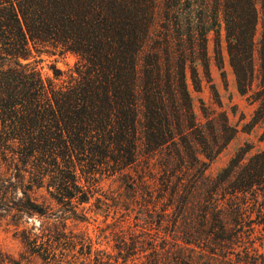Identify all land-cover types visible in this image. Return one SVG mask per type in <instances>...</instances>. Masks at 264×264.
I'll list each match as a JSON object with an SVG mask.
<instances>
[{
	"label": "trees",
	"instance_id": "obj_1",
	"mask_svg": "<svg viewBox=\"0 0 264 264\" xmlns=\"http://www.w3.org/2000/svg\"><path fill=\"white\" fill-rule=\"evenodd\" d=\"M259 12L264 0H0V149L8 162L5 172L0 167V221L7 213L16 225L47 215L27 174L50 173L67 205L78 189L77 164L124 171L143 163L158 171L182 220L198 225L201 234L192 227L196 242L187 243L206 235L221 248L201 251L196 263L174 257L176 264H264V151L244 162L240 150L210 178L209 166L238 131L224 114L201 123L189 91L190 79L201 87L200 66L210 80L209 34L220 39L223 19L238 89L247 95L258 80L264 115ZM38 46L76 54L78 77L45 82L23 62ZM54 226L42 229L47 249L67 239ZM152 253L148 264H172Z\"/></svg>",
	"mask_w": 264,
	"mask_h": 264
},
{
	"label": "rangeland",
	"instance_id": "obj_2",
	"mask_svg": "<svg viewBox=\"0 0 264 264\" xmlns=\"http://www.w3.org/2000/svg\"><path fill=\"white\" fill-rule=\"evenodd\" d=\"M220 22V39L217 40L215 31L209 34L210 80L201 66V87L196 89L189 80L198 120L205 123L208 118L218 119L224 114L238 131L226 150L209 166L207 175L210 178H216L240 150L245 151L244 162L264 151V115L258 113L261 101H255L261 96L258 93L260 82L256 80L247 95L240 93L230 63L225 24L223 19ZM263 31L264 12H259L255 36L258 74ZM79 60L76 54L52 46H38L32 49L30 59L23 62L31 63L45 82L61 85L69 82L71 76L78 77L76 65ZM4 159L5 154L0 149L3 172L8 167ZM76 168L78 189H72L76 196L67 205L61 202L62 195L50 173L44 178L42 174V179L27 174L26 182L30 181L34 186L32 199L48 213L43 217H26L19 225H16L13 214H4L0 221V255L5 264H148L154 249L162 261L170 258L172 264H176L173 258L177 259V256L196 263L200 252L208 254L206 250L210 247L221 254L219 246L206 243V235L198 244L187 243L196 242V238L189 234L192 227L196 232L198 225L182 220L171 203V193L161 189L157 170L150 174L143 163L124 171L105 166L91 169L78 164ZM33 172L36 174V170ZM79 191L87 193V201L82 202ZM22 196L19 189L17 198ZM46 225L52 231L56 229L54 225H58V230L65 233L67 239L47 249L46 239L42 238V229ZM196 234L201 233L198 230Z\"/></svg>",
	"mask_w": 264,
	"mask_h": 264
}]
</instances>
